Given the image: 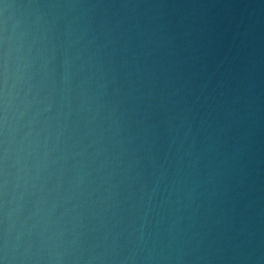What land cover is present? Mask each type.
I'll return each instance as SVG.
<instances>
[{
  "label": "water",
  "instance_id": "water-1",
  "mask_svg": "<svg viewBox=\"0 0 264 264\" xmlns=\"http://www.w3.org/2000/svg\"><path fill=\"white\" fill-rule=\"evenodd\" d=\"M0 264H264V0H0Z\"/></svg>",
  "mask_w": 264,
  "mask_h": 264
}]
</instances>
